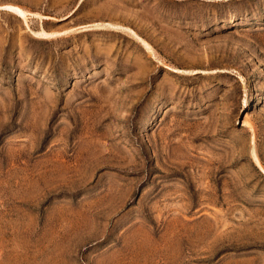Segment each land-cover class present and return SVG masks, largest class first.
<instances>
[{"label":"rangeland","instance_id":"1","mask_svg":"<svg viewBox=\"0 0 264 264\" xmlns=\"http://www.w3.org/2000/svg\"><path fill=\"white\" fill-rule=\"evenodd\" d=\"M0 264H264V0H0Z\"/></svg>","mask_w":264,"mask_h":264},{"label":"bare ground","instance_id":"2","mask_svg":"<svg viewBox=\"0 0 264 264\" xmlns=\"http://www.w3.org/2000/svg\"><path fill=\"white\" fill-rule=\"evenodd\" d=\"M4 7V6H3ZM6 8H8V9H10V10H12L13 12H17L18 14H22V15H25V11L21 8V7H19V6H17V5H6L5 6ZM2 8V7H1ZM25 18H26V16H24ZM41 31V33L43 34V35H52L53 33H51V32H47V31H43V30H40ZM46 36V37H47Z\"/></svg>","mask_w":264,"mask_h":264}]
</instances>
